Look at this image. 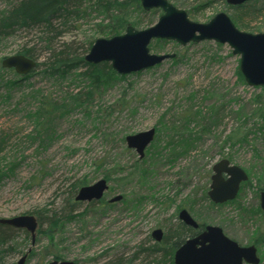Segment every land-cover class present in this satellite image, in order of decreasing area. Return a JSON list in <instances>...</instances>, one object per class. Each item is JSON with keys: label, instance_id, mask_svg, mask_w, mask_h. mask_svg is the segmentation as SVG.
I'll list each match as a JSON object with an SVG mask.
<instances>
[{"label": "rangeland", "instance_id": "obj_1", "mask_svg": "<svg viewBox=\"0 0 264 264\" xmlns=\"http://www.w3.org/2000/svg\"><path fill=\"white\" fill-rule=\"evenodd\" d=\"M16 1L0 0V15ZM96 1H83L80 17L69 19V27H63L65 33L58 44H73V48L86 56L91 41L112 36L103 32L112 24L111 15H125L129 21L137 23L134 25L137 29H146L163 14L160 8L142 11L132 1L126 8L111 9L108 14L102 6L97 7ZM169 1L185 9L196 22L206 23L224 11L239 29L264 32V10L261 15L249 17L246 21L249 27L245 28L226 0ZM256 3L264 6V0ZM42 34L33 28L5 37L0 40V59L15 55L24 45H33L40 53L39 61H45L46 41L40 39ZM149 46L151 53L175 56L93 88L88 105H78L72 100L74 94H84L91 89L89 79L81 75L85 68L63 78L36 73L22 86L12 89L0 84V142H4L0 152L3 172L0 218L33 211H40L45 220H50L54 213L59 217L58 223L51 227L48 221L43 228L38 226L44 231L40 233L37 229L34 245L30 232L27 235L19 231L15 240L17 248L9 252L4 264H14L24 254H28L26 264H48L53 260L104 264L118 258H135L134 264H137L145 253L135 255L140 247L149 244L147 239L152 231L155 228L167 231L175 226L177 206L193 200L201 202L200 206L189 208L199 222L222 226L230 237L243 245L252 240V232L262 221L257 216L251 218L253 213L250 212L260 205L259 187L264 188V118L251 116V112L257 107L255 97L260 95L264 99V86H250L240 80L237 73L240 56L235 55L228 44L203 40L181 45L173 40L154 39ZM40 70L38 68L37 72ZM10 76L13 78V74ZM35 90L51 95L62 105L44 125H38L35 115L39 105L35 98L38 95H33ZM217 91L222 99L224 93L227 116L219 127L202 133L201 138L193 142L187 136L188 131L182 128L185 121L180 117L192 109L201 108L204 114L209 101L210 105L218 106ZM244 107L247 108L245 113H250L248 117L241 114L240 109ZM239 110L241 120L236 117ZM243 122L244 131L248 132L245 142L221 140ZM151 128H156L157 133L150 146L153 143L156 146H148L147 156L141 162L151 173L149 171L143 179H131L130 171L136 163L140 164V157L127 147L124 138ZM173 134L175 139L171 138ZM178 134L185 137L180 139ZM184 139L189 143L183 142ZM174 140L184 147L174 150L173 146H167ZM188 146L196 147L182 153ZM219 146H225L224 152L233 156L232 163L248 172L249 180L242 184L235 203L216 207L208 198L199 199H202L201 192L211 188L213 165L224 158ZM107 174L111 180L106 200L123 194L126 195L123 201L112 205L104 203L102 209L98 203L97 208L83 218H60L67 208L66 198L74 182L84 179L91 185ZM237 204L250 212L244 213ZM86 205L87 202H83L79 211Z\"/></svg>", "mask_w": 264, "mask_h": 264}, {"label": "trees", "instance_id": "obj_2", "mask_svg": "<svg viewBox=\"0 0 264 264\" xmlns=\"http://www.w3.org/2000/svg\"><path fill=\"white\" fill-rule=\"evenodd\" d=\"M83 1L84 0H17L10 8L3 10L0 15V40L4 39L5 37L15 35L19 30H29L37 28L38 31L40 30V32L43 33L40 39L42 41H46V45L44 47L45 50L43 51L47 53V59L40 62V53L37 52V49L33 45H24L17 51L16 54H22L35 59L37 61L36 69H34L27 75H19L14 69L4 68L2 66L3 59H0V84H3V86H5L7 89H12L13 86H22L25 80H28L36 73H43L44 75H48L50 77L63 78L65 77V75L71 73L72 71H78L79 69L85 68L86 70L84 72H81V75H85L89 79L91 89L84 92V94L83 92L74 94L72 100L76 104L78 103V105H88L89 101L92 99V95L94 94L93 88H99V86L106 85L118 78H125L126 75H119L113 69L111 63H89L85 60V54H80L77 51V48H73V44H66L64 42L62 44H58L61 39L60 37L65 33L64 28L69 27V19H71V17H80V8L81 5L84 4ZM129 1H132L133 4L140 10H144L140 0H126V2H122L120 0H97L96 5L97 7L102 6L103 10L105 12H108L109 14L111 12V9L120 10L123 7L126 8L130 3ZM251 2H253V5ZM256 2L257 0H251L247 2L249 4L244 3L238 6L230 5V7L235 10V18L239 20L241 25L245 28L249 27L247 25L249 23H246L249 17L254 18V16L261 15V12L264 10V6L259 7ZM110 18L112 24L107 25V29L103 32L107 31L112 36L119 35L123 30H126L129 25H137V23L129 21V19L122 14L116 13V15H111ZM93 44V41H91L90 48ZM38 68H41L39 72H37ZM237 73L240 80L245 82V78L239 68ZM12 74L13 78H11L10 76ZM35 92L39 93L34 94ZM34 93L33 95H38L35 96L36 101H38L39 104L35 112V115L39 119L38 125L47 124L50 115L59 110L62 105H59L57 101H54V99L51 98V95L42 94L40 91L36 90L34 91ZM219 94V91L215 93V96L218 97V106L215 104L210 105L209 101L205 112H203L204 114H202V109L200 108L198 110H189V112L180 117L185 121V124L183 123L181 125L182 128L188 131L187 136H189L191 138L190 140H193V142L199 140L202 133L212 131L213 127H215L214 130L216 129V127H219L224 118L227 116L225 115L227 107L224 105L226 103L224 93H222L223 99ZM85 96L86 98H84ZM204 97L208 98V96ZM209 97H211V95ZM255 99L256 100L254 103H256L257 107L252 110L251 116H260L264 118V99H261L260 95L256 96ZM246 109L247 108L244 107L240 110L243 116L248 117L250 113H245ZM240 110L239 112H237L238 116H236L238 120L242 119ZM192 124L195 125V128L191 127ZM244 128L245 124L243 122L242 124L234 128L233 131L227 134L225 138L221 137V140H223L224 142L232 141L233 143L241 141L245 142L248 137V132H245ZM174 135L175 134L172 135V139H175ZM178 135H180V139L185 137L183 136V134ZM178 142V140H174L173 142L168 143L167 146H173V149L175 150L177 147L181 146L177 144ZM183 142L189 143V140L184 139ZM3 143V141L0 142V152ZM152 146H156V144L153 143ZM152 146H150V148ZM195 147L196 146H188L186 148H183L182 153H187ZM219 147V153L223 154V157L229 158L230 160L233 159V156L230 153L224 152L225 146ZM147 152H149V150H147ZM146 156L147 155H145L143 158H140V160L138 161V163L140 164L136 163L133 167V170L130 171L129 177L131 179L146 178V174L149 173L150 170L141 165V162L145 160ZM168 159H170V157H168ZM10 171H12V168H10ZM2 174L3 172L2 170H0V180L2 179ZM105 178L108 181L111 180V176L108 174L105 175ZM85 185H87V180L84 179L77 180L73 183L66 198L67 208L65 209V213L60 217L61 219H65V217L69 219L86 217L89 212L94 211L97 208L98 203L101 209L104 207V203L112 205L106 201L105 196L100 201H92L87 203L85 209L83 211H79V208L83 202L77 201L76 195L79 189ZM259 189V191H261L264 188L259 187ZM204 192L206 197L208 198V190L205 189ZM124 196L126 197V195ZM230 202L235 203L236 199ZM237 206L238 208L243 210L244 213L250 212L249 209L244 208L242 205L237 204ZM257 208L259 211H262L260 206H258ZM257 211L255 209L250 213H254ZM34 213L37 214V216H35L38 219V225L40 228H43L44 224H46V221H48L47 224H49L50 227L53 224L58 223L59 221L58 214L56 213L50 216V220H45L40 211L30 212V214L32 215H34ZM39 229L38 232L40 233L44 231L43 229ZM21 230L28 235L29 231H27L26 229H20L8 224L0 223V264H4L5 257L9 254L10 251L16 250V235ZM192 231L193 230L190 227H187L185 224L178 221L175 226L169 228L167 231H164V238L161 242H155L151 233L149 235V238H146L149 241V244L144 242V245H147L140 247V250L135 255L136 257L141 253H145L143 254V259L141 260V262H137V264H175L174 250L183 242V240H185V238L187 237L186 235H188V233ZM54 258H59V255H54ZM88 260L96 261V258H89ZM134 261L136 262L137 259L134 258V260H125L124 258H118L114 261H107L104 264H134Z\"/></svg>", "mask_w": 264, "mask_h": 264}, {"label": "water", "instance_id": "obj_3", "mask_svg": "<svg viewBox=\"0 0 264 264\" xmlns=\"http://www.w3.org/2000/svg\"><path fill=\"white\" fill-rule=\"evenodd\" d=\"M147 11L160 8L163 14L158 21L146 28L137 29L129 25L125 33L110 38L95 40L85 60L98 64L110 62L119 74L147 69L161 64L174 54L151 53L150 43L154 39L173 40L181 45L189 42L214 40L228 44L235 55L240 56V71L250 86H264V32L252 33L239 29L227 12H219L208 22L200 23L190 19L185 9L176 7L169 0H140ZM228 4L238 6L250 0H226ZM4 68L15 69L20 75H27L37 67V61L22 54L5 57ZM156 128L130 134L125 137L127 146L135 149L140 158L145 156L147 147L154 141ZM249 179L248 173L239 165L232 164L228 158H222L213 166L212 184L209 197L216 203H224L237 197L241 183ZM109 184L101 178L94 184L81 187L76 195L77 201L91 202L101 200ZM123 199L119 194L110 199L118 202ZM261 207L264 210V191L261 192ZM180 218L187 224L198 226L187 210H182ZM1 224H8L31 233L32 244L36 243L38 219L35 215L24 214L11 218H0ZM156 240H162L163 230L153 233ZM28 254L22 255L14 264H26ZM258 264L255 246H241L227 236L218 225H208L197 237L187 240L175 255V264ZM48 264H81L72 260H53Z\"/></svg>", "mask_w": 264, "mask_h": 264}, {"label": "flooded vegetation", "instance_id": "obj_4", "mask_svg": "<svg viewBox=\"0 0 264 264\" xmlns=\"http://www.w3.org/2000/svg\"><path fill=\"white\" fill-rule=\"evenodd\" d=\"M214 166V165H213ZM212 171H213V167H212ZM213 175V174H212ZM211 179H212V176H211ZM241 186H242V184H241ZM204 190V189H203ZM240 190H241V187H240ZM262 191H264V189L263 190H261L260 191V207H261V192ZM208 192H209V190H208ZM208 192H207V195H208ZM196 193V192H195ZM200 195H202V199H199V201H204V200H206L207 199V197H206V195H205V192H201L200 193ZM239 195V194H238ZM125 199V196L123 195V199L121 200V201H123ZM208 199H210L209 201H210V204H212V205H215L216 207H218V206H222L223 204H230L231 202L230 201H232V200H229V201H226V202H224V203H216V202H214L210 197H209V195H208ZM235 200V199H234ZM107 202H109V204H113V203H110V201H109V199L108 200H106ZM187 204V205H186ZM196 204V205H195ZM185 205V206H184ZM200 206L201 205V202H199L198 203V201L197 200H193L192 202H188L187 201V203L185 202V203H183V205H181V206H177L178 208H177V214H178V216H177V218H178V221L179 222H182L183 224H185L187 227H190L193 231L192 232H190V233H188V235H186L187 237L185 238V240H183V242L174 250V262H175V255H176V251L187 241V240H189V239H191V238H194V237H197L198 235H200L202 232H204L205 230H206V227L208 226V225H210V224H204V223H201V222H199L198 220H197V217H195V215H193V212H191L192 210H190L189 208L191 207V206ZM187 210L189 213H190V215L194 218V220L197 222V224H198V226H194V225H191V224H187V223H185L181 218H180V213H181V211L182 210ZM261 209H262V207H261ZM258 210V208L256 209V211ZM254 216H257V217H260L261 218V223L260 224H258L257 225V228L252 232V237H251V239L252 240H250L249 241V243L247 244V245H243V244H241L239 241H237L236 239H234V238H232V237H230L226 232H225V230H224V228L222 227V226H220V225H218V226H220V227H222L223 228V231H224V233L227 235V236H229L230 238H232V239H234V240H236L241 246H255V248H256V253H257V256L260 258V262L258 263V264H264V250H263V248H264V210L262 209V211H257V212H254L253 214H251L250 215V217L252 218V217H254ZM156 229H162V228H155L153 231H152V236H153V239H154V241L155 242H161L162 240H156V238L154 237V235H153V233H154V231L156 230ZM163 230V238H164V229H162ZM162 238V239H163ZM244 264H251V263H248V262H245L244 261Z\"/></svg>", "mask_w": 264, "mask_h": 264}]
</instances>
